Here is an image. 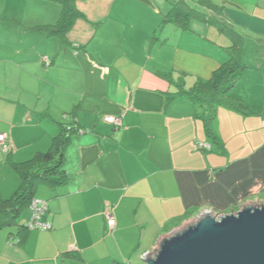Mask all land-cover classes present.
Returning a JSON list of instances; mask_svg holds the SVG:
<instances>
[{
  "label": "crops",
  "instance_id": "0c3cea01",
  "mask_svg": "<svg viewBox=\"0 0 264 264\" xmlns=\"http://www.w3.org/2000/svg\"><path fill=\"white\" fill-rule=\"evenodd\" d=\"M185 1L206 17L180 28L163 20L166 0H76L81 15L61 42L33 29L56 23L59 3L0 0V133L10 144L0 169L12 177L1 196L19 185L11 163L46 151L64 125L82 129L64 146L67 180L35 192L51 228H1L0 264H144L161 235L202 210L264 202V81L235 83L230 95L254 113L220 106L215 142L194 103L173 95L180 78L188 88L230 57L228 29L244 57L264 56V0ZM120 113L118 127L103 120Z\"/></svg>",
  "mask_w": 264,
  "mask_h": 264
},
{
  "label": "trees",
  "instance_id": "16d2710c",
  "mask_svg": "<svg viewBox=\"0 0 264 264\" xmlns=\"http://www.w3.org/2000/svg\"><path fill=\"white\" fill-rule=\"evenodd\" d=\"M52 1L59 3L61 7L56 23L36 25L33 29L43 31L46 34L57 35L63 42L66 31L81 13L76 8V0ZM166 1L170 4V9L164 15L163 20L172 22L180 28H185L188 21L193 17L200 19L206 17L205 13L190 6L185 0ZM210 21L215 22L220 29L225 28L220 21L214 19ZM227 32L232 36L230 57L220 64L208 79L198 80L188 88H184L183 78H180L177 81L178 90L173 93V95H184L194 103L195 116L201 120L204 130L212 142L218 140L215 128L217 111L220 106L245 115L254 113V110L245 101L230 95V90L234 84L244 79L246 65L242 47L243 37L233 29H228ZM66 126H62L60 135L53 139L51 146L46 151L37 153L32 158L22 162L11 163L12 170L19 178V185L9 197L3 198L0 195V229L15 224L18 226L19 232L28 230L26 223H18L17 218L22 209L29 206L37 188L48 186L54 189L67 180L68 175L63 168L64 146L68 142L70 134L77 132L79 127L71 125L67 129Z\"/></svg>",
  "mask_w": 264,
  "mask_h": 264
},
{
  "label": "water",
  "instance_id": "95a60500",
  "mask_svg": "<svg viewBox=\"0 0 264 264\" xmlns=\"http://www.w3.org/2000/svg\"><path fill=\"white\" fill-rule=\"evenodd\" d=\"M144 264H264V202L215 213L206 208L161 235Z\"/></svg>",
  "mask_w": 264,
  "mask_h": 264
},
{
  "label": "built area",
  "instance_id": "2783aa9c",
  "mask_svg": "<svg viewBox=\"0 0 264 264\" xmlns=\"http://www.w3.org/2000/svg\"><path fill=\"white\" fill-rule=\"evenodd\" d=\"M43 61L46 64H49V59L47 57H43ZM103 120L106 122L111 123L113 126L118 127L122 123V114H105L103 116ZM71 126L67 125L66 128L69 129ZM82 129L78 128L77 132H81ZM6 135L4 133H0V146L4 151H9L10 144L6 142ZM201 147H208V144H201ZM29 208L31 211L30 217L26 222L28 229H49L51 227L50 223L43 220L41 215L44 213V211L47 208V202L44 199H39L36 197H33L30 200ZM103 215L105 217V222L108 230H111L114 227L115 218L112 215L111 211L108 209H105L103 212ZM124 264H128L125 262Z\"/></svg>",
  "mask_w": 264,
  "mask_h": 264
},
{
  "label": "rangeland",
  "instance_id": "374dc122",
  "mask_svg": "<svg viewBox=\"0 0 264 264\" xmlns=\"http://www.w3.org/2000/svg\"><path fill=\"white\" fill-rule=\"evenodd\" d=\"M248 55L249 54L246 53L244 57L245 65H246L244 68V74L248 76H247V80L241 84L243 87L246 85L248 86L258 85L259 86L263 84V81H264V56L260 54H257V55L253 54L250 56ZM258 81L260 83H257ZM10 183H12V177L10 175L8 176L5 171H2V169H0V188L8 189L10 187ZM23 211H25V208L22 209L21 214L18 216L17 218L18 221L22 220ZM7 228H3V230Z\"/></svg>",
  "mask_w": 264,
  "mask_h": 264
}]
</instances>
